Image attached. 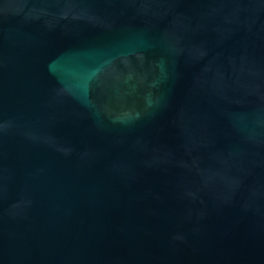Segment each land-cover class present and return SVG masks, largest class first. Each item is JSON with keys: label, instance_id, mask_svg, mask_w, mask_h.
<instances>
[{"label": "water", "instance_id": "obj_1", "mask_svg": "<svg viewBox=\"0 0 264 264\" xmlns=\"http://www.w3.org/2000/svg\"><path fill=\"white\" fill-rule=\"evenodd\" d=\"M0 264H264V0H0Z\"/></svg>", "mask_w": 264, "mask_h": 264}]
</instances>
